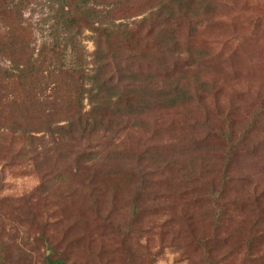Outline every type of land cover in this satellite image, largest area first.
<instances>
[{
	"label": "rangeland",
	"instance_id": "1",
	"mask_svg": "<svg viewBox=\"0 0 264 264\" xmlns=\"http://www.w3.org/2000/svg\"><path fill=\"white\" fill-rule=\"evenodd\" d=\"M54 1L27 0L9 9L0 0V51L13 41L18 45L19 63L27 65L30 60L34 64L40 50L54 41ZM169 2L96 0L95 7L116 8L114 21L131 25ZM221 3L241 6L245 13L233 19L220 9L217 16H211V23L202 22L199 27L200 18L193 19L192 33L187 22L179 20V46L166 53L168 65L180 72L188 93L181 98L187 99L173 106L168 100L158 101L157 94L140 95L142 115L114 120L110 127H102L110 132L101 129L90 141L86 137L82 146L55 144L50 135L38 132L34 134L36 146L30 147L23 134L6 130L10 119L21 115L10 102L24 93L19 82L3 79L11 62L0 52V264H48V258L62 264H203L195 258L196 249L183 228L182 209L191 211L200 237L216 235L209 245L215 255L212 261L264 264V0ZM257 19L258 40L251 34ZM232 27L241 33L236 42L228 38ZM82 44L88 53L93 52L92 41ZM120 49L125 54L132 51L125 43ZM150 49L142 41L137 46L148 57ZM69 56L70 52L67 66L74 61ZM27 77L29 84L36 83V76ZM42 113L34 124L44 130ZM252 123L258 130L247 137V144L262 140L256 152L235 144L237 140L245 143V129ZM230 137L233 145L226 141ZM228 151L232 155L225 195L231 206L223 225L214 228L211 214L200 213L205 204L193 206L180 193L191 184L178 188V183L184 168L193 167L190 156H196L195 162L210 159L216 174L212 169L206 173L215 176V186L220 187ZM89 158L95 160L85 162ZM136 158L147 166L166 167L175 191L163 195L166 184L162 183L150 201L163 206L141 217L140 232L123 238V231L112 227L111 216L106 218L105 212L109 201L122 212L135 182L125 163ZM94 200H98L99 212L92 210ZM177 237L182 240L179 248L171 243ZM122 242L129 253L121 250ZM182 250L190 259L180 256Z\"/></svg>",
	"mask_w": 264,
	"mask_h": 264
},
{
	"label": "trees",
	"instance_id": "2",
	"mask_svg": "<svg viewBox=\"0 0 264 264\" xmlns=\"http://www.w3.org/2000/svg\"><path fill=\"white\" fill-rule=\"evenodd\" d=\"M5 1L9 9L17 3L24 5L27 2V0ZM95 1H54L55 5H52L54 41L40 50L34 64L30 60L27 65L22 66L19 63L18 45L13 41L7 42L0 51L9 57L11 62L9 68L2 74L3 79L19 82L24 93L23 97L14 98L10 102L12 109L21 112L22 116L18 114L11 118L6 130L12 134H23L27 137L26 141L29 142L30 147L36 146L37 138L34 134L38 132L50 135L55 144L77 142L82 146L86 137L90 141L101 133L99 130L103 126L110 127L114 120L118 118L129 120L134 116L142 115L145 109L138 108L139 97L145 96L146 93L157 94L158 101L168 100L173 106L182 103L187 99H182V95L188 94L184 91L183 79L177 69L168 65L165 57L167 51L177 50L179 46L177 42L180 40L179 20L187 22L190 28L191 21L196 18H200L198 27L202 22L211 23V16L214 14L217 16L220 9L224 12L228 11L233 19L240 18L245 13L241 6L222 4L221 0H169L168 4L159 5L154 11L152 9L148 15L129 25L114 21L113 13L118 12L116 8L95 7ZM218 6L222 7L218 8ZM127 10H130V7ZM257 23H259L258 19L252 24L254 29L251 34L259 39L255 29L259 25ZM87 32L90 34L86 35ZM192 32L190 28V33ZM239 34H241L240 30L232 27L228 38L236 42ZM83 40L93 42V52L86 51L82 44ZM140 41L147 43L151 48V57L143 51H137ZM124 43L132 49L128 54L120 49ZM68 52L74 60L70 66L65 63ZM28 74L36 76L35 84L27 82ZM40 112H43L46 120L44 130L38 129L34 124ZM260 117H263L262 113ZM257 127L255 123L250 124V127L245 129V143L237 140L235 144L246 151L249 148H251L250 152L258 151L262 140L253 145L254 147L247 144V137H251L254 129L257 132ZM106 128L101 130L105 134L110 132ZM226 141L234 144L231 137ZM205 143L206 141L203 144ZM225 155L227 159L221 167L223 175L220 187L215 186V176L206 173L207 169H212V174H216V167L212 166L210 159L199 158L195 162L196 156H190L193 167L184 168L178 183V188L184 184H191L190 188L180 193L183 197H187L188 202L193 206L201 202L205 204L200 213L211 214L214 228L223 225L227 217V209L231 206L230 200L225 195L227 182L225 176L232 153L228 151ZM92 160L95 158H89L85 162ZM125 164L128 167L126 170L135 177L131 187L132 194L125 198L122 212L117 209L113 201H109L108 212H105L106 218L107 215L111 216L109 220L112 222V227L123 231L121 233L123 238L131 232H140L141 217L163 206L150 201L158 195L157 189L162 183L166 184L163 195L175 191L173 181L165 173L166 167L147 166L141 158ZM207 177H210L209 181ZM97 201H93L92 210L99 212ZM190 213L189 209H182L180 215L184 222L183 228L193 243L192 247L196 249L195 258L203 264H219L220 259L212 261L215 255L209 246L213 244L216 235L200 237ZM127 215H130V218L126 220ZM125 243L122 242L121 250L129 253L127 252L129 247H125ZM171 243L179 248L182 240L177 237ZM183 249L185 250L184 247ZM184 250L180 251V256L189 258ZM46 262L62 264L61 261H53L49 258Z\"/></svg>",
	"mask_w": 264,
	"mask_h": 264
}]
</instances>
